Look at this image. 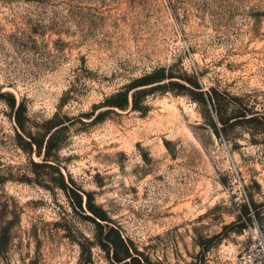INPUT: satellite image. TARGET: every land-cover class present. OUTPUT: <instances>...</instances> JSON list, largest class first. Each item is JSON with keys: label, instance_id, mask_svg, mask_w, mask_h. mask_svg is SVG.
Here are the masks:
<instances>
[{"label": "rangeland", "instance_id": "obj_1", "mask_svg": "<svg viewBox=\"0 0 264 264\" xmlns=\"http://www.w3.org/2000/svg\"><path fill=\"white\" fill-rule=\"evenodd\" d=\"M160 68L211 91L226 119L264 112V0H0V264H124L58 170L94 192L149 264H237L249 226H264L262 135L167 87L148 90L147 109L94 119ZM56 114L65 143L54 167L34 166L44 149L30 150L29 134Z\"/></svg>", "mask_w": 264, "mask_h": 264}, {"label": "trees", "instance_id": "obj_2", "mask_svg": "<svg viewBox=\"0 0 264 264\" xmlns=\"http://www.w3.org/2000/svg\"><path fill=\"white\" fill-rule=\"evenodd\" d=\"M167 79L169 80L166 81ZM186 80L192 81L190 78H185L183 76L174 79V76L167 74L164 68L156 69L134 80L132 83L107 98L101 106L108 107V109L99 111L94 119H104L109 110H114L116 108L127 109L130 107L132 109H147L146 106L140 104V100L148 90L158 87H167L174 92L188 93L205 106L216 108L218 123L222 124L223 127L227 128L240 124L252 134H261L264 141V112H250L246 110L242 114H237L230 119H226L222 114H219L215 97L211 91L202 90L197 81L191 82L193 83L192 88L190 85H187ZM10 105L15 110L16 122L20 128L25 130L24 104L22 102L17 104L16 98L12 96ZM211 122L217 130V122L213 119H211ZM47 125L42 137L30 133V140H27L29 149L33 150L36 148L39 155H41L44 149V161L41 163L33 161L32 163L34 166L43 164L44 166L54 167L53 155L65 143L60 140L59 136L68 129L69 124L60 121L59 114H56L48 121ZM58 171L59 176L57 178V185L67 194L73 209L81 213L84 218L94 223L97 240L103 248L109 252H113L112 259L117 262H123L124 264H149L150 258L145 255L144 252L140 251L131 239L124 235L123 230L114 223L108 211L97 203L94 192L83 190L76 184L73 178L67 177L61 170ZM243 211L244 213H249V206L247 204L244 205ZM228 227L230 226H225V228ZM236 230L241 231L242 227L236 228ZM217 236L218 235H215L214 237ZM6 239H8L7 231L0 230V255L3 253Z\"/></svg>", "mask_w": 264, "mask_h": 264}, {"label": "built area", "instance_id": "obj_3", "mask_svg": "<svg viewBox=\"0 0 264 264\" xmlns=\"http://www.w3.org/2000/svg\"><path fill=\"white\" fill-rule=\"evenodd\" d=\"M237 264H264V226L257 223L249 226Z\"/></svg>", "mask_w": 264, "mask_h": 264}]
</instances>
